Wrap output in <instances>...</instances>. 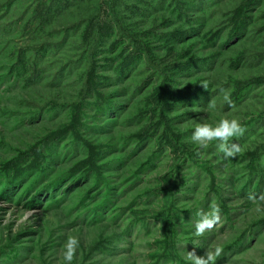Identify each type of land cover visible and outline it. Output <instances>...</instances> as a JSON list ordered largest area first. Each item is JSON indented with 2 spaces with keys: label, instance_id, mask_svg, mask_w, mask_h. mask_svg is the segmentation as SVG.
<instances>
[{
  "label": "trees",
  "instance_id": "16d2710c",
  "mask_svg": "<svg viewBox=\"0 0 264 264\" xmlns=\"http://www.w3.org/2000/svg\"><path fill=\"white\" fill-rule=\"evenodd\" d=\"M13 1L9 0L10 6ZM42 1L41 16L45 21L49 22L58 12L61 21L64 20L62 23L69 25L72 18L77 21L74 28L65 27L66 38L85 23V41L73 54L75 58L67 64L62 65L60 61L56 65L50 64V68L55 69L50 71L54 79L41 95V111L36 118L45 116L43 111L47 110L65 109L69 115L61 116L58 121L55 119L52 125L43 117L44 124L51 131L36 142L37 146L32 151H28V154L34 152L41 158V161L28 167L32 169L40 162L49 160L45 159L46 153L42 146L39 150L38 145L48 147L52 153L51 133L60 139L65 133H71L76 150H84L87 155L79 161V165L84 167L81 174L72 178V172L67 169L56 178L42 183L33 193H29V190L35 187L36 184L32 182L35 178L30 181L34 184L22 192L18 177L10 176L11 167L4 165L0 169L5 179L0 185V224H3L0 229V254L7 252V255L14 254L19 258L23 250L36 247L39 264H66L63 259L64 245L69 237H76L79 247L71 264H133L130 245H121L127 244V240L120 234L116 223L114 226L112 222L105 224L102 219L105 208L110 206L117 190L114 175L111 177L103 169L104 160L107 159V166L114 161L120 164L123 158H128L127 155H136L143 151L149 140L155 139L157 147L150 149L145 158L139 161L141 166L136 180L144 169L155 166L156 159L167 152L170 145L179 155L192 156L189 129L205 121L206 117L209 119L210 115L213 120L216 110L211 109L206 116L208 102L215 100L228 107L245 99L247 94L256 93L257 89L254 88L264 86V76L252 77L249 73L257 68L264 71V52L259 49L264 42L259 44L253 38L255 33L262 34L264 28V0H87L84 10L72 9L74 0ZM51 42L46 40L41 44ZM71 63H77L81 68V83L76 91L66 92L60 87L61 80L65 68ZM245 63L249 64L245 66L249 67V72L240 75ZM231 80L237 85L236 88L229 85ZM202 82H207V89L201 85ZM216 83L221 87L216 89ZM221 91L230 97L231 104L218 95ZM207 92L212 94V99ZM32 101L37 99L32 97ZM94 103L97 112L95 118L103 120L98 128L107 130L98 135L83 129L85 118L90 113L87 107L89 104L94 107ZM134 107L137 111L132 109ZM6 108L10 109L9 106ZM216 117L217 121L223 118L219 115ZM242 117L244 119L240 121L245 134L263 123L264 107L255 117ZM122 119L129 127L136 122L142 125L125 142V145L132 146L130 153L124 151V147L119 151L114 148V125ZM243 134L238 138H242ZM6 136V129L0 127V143ZM257 138L253 140L255 146L246 155L252 174L250 184L259 194L264 189V129ZM18 150L22 152V149ZM70 156L77 157L74 154ZM204 166L207 167L205 163ZM92 175L96 176V185L98 181L100 185L96 189L92 187L82 196L79 205H72L70 211L63 210V206H59L61 195L54 189L67 184L64 195L67 196L73 190H69L71 185L81 179L88 181ZM169 177H174V173L171 172ZM175 189V185L168 188L164 206L156 216L165 224L162 249H172L174 254L178 250L177 229L173 222L178 194ZM245 189L242 188L244 192ZM47 192L53 197L51 202H45ZM99 195L102 198L96 201ZM91 196L95 202H91ZM222 206L224 211L229 212L227 203L223 202ZM54 208L61 210L60 217L50 213L49 210ZM31 210L37 212L26 218ZM15 211L21 222L16 223L11 219L4 223L6 214L12 212L15 215ZM114 214L116 217H112V220L119 216ZM37 220L40 223H36ZM133 223L136 224V221ZM44 228L51 230L47 241L42 243L38 234ZM101 253L109 255L106 261L99 258ZM154 255L159 260L169 256L167 252L160 251ZM175 259L181 261V257Z\"/></svg>",
  "mask_w": 264,
  "mask_h": 264
},
{
  "label": "rangeland",
  "instance_id": "374dc122",
  "mask_svg": "<svg viewBox=\"0 0 264 264\" xmlns=\"http://www.w3.org/2000/svg\"><path fill=\"white\" fill-rule=\"evenodd\" d=\"M86 1L79 0L77 3V0H74L75 4L72 9L84 10ZM8 2L9 0H0V127L6 129L8 133L3 144L0 143V169L4 165L11 167L10 176L18 177L17 181L21 183L19 190L22 192L24 188L35 183V187L29 190V193H33L42 183L56 178L67 169L72 172L73 178L81 174L84 168L79 165V161L86 158L87 154L84 150H76L77 146L74 144L71 133H65L62 139L54 137V133H51L52 153L48 147L39 144L38 149L42 146L47 157L45 159L49 160L40 162L32 169H29L28 165H34L41 161V158L34 152L28 154V151H32V148L37 146L36 142L42 140L45 133L51 131L44 124L43 117H46L52 125L55 119L58 121L61 116L69 115L65 109L52 110L53 112L47 110L43 111L45 116L36 118L41 111L39 106L42 94L46 87L51 85V79H54L50 71L55 69H51L50 64L56 65L57 61H60L64 65L75 58L73 54L85 41L83 33L86 24L70 32L66 38L65 27L74 28L77 25L75 18H72L67 25L62 23L64 20L61 21L62 18L59 17L58 12L48 22L41 16L42 0H14L12 6ZM51 20L54 22L51 23ZM63 29L66 31L63 32ZM261 33L260 35L255 33L253 37L259 44L264 42V28ZM46 40L52 42L46 45L41 44ZM259 49L264 52V44ZM248 65L245 63L242 66L243 72H240V75L249 72L247 71L249 67H245ZM80 71L81 68L77 63L67 65L60 87H63L66 92L76 91L81 83ZM249 73L252 77L264 76V71L259 68L250 70ZM231 82L229 85L236 88L237 85L232 80ZM219 87L221 86L216 83L215 88ZM254 89H257L256 93L247 94L245 99L242 98L228 107L215 100L210 101L211 104L207 105L206 116L211 109L216 111L213 112V120L210 119L211 115L205 120L209 124H214L218 120L217 115L223 118L234 116L239 120L244 119L242 116L255 117L257 112H261L264 107L262 104L264 103V86ZM232 92L235 91L232 90ZM206 94L209 98H213L210 92ZM218 95L224 96V93L221 91ZM32 97H35L37 101H32ZM243 103H245L244 106H242ZM7 106L10 109L5 110ZM88 106L90 113H88L89 117L85 118L83 129L86 132L93 131L97 135L107 132L103 127L100 130L98 128L103 120L99 121L95 118L96 104L94 103V107H91V104ZM132 109L137 111L136 107ZM115 119L117 121L118 117ZM114 126L115 151L124 147V151L130 153L129 149L132 146L125 145V142L136 132L135 129H140L142 125L136 122L129 127L125 119H122ZM195 126H190L191 133ZM263 129L264 120L260 126L245 132L242 138H234V142L241 146V152L235 158L226 159L223 153L214 146L215 142L205 149L192 143L193 155L188 157L179 155L170 148V145L169 150L156 159L155 166L144 169L136 180H134L135 176L141 166L139 161L145 158L150 149L157 147L155 139L149 140L143 151H139L134 156L127 155L128 158H123L120 164L114 161L107 166V159L104 160L103 169L105 168V172L111 177L114 175L117 190L110 206L105 208V216L102 219L105 224L112 222L114 226L116 223L120 234L124 235L123 238L127 240V244L121 243V245H130L129 252L133 257V264H153L156 261L158 264L161 261V264H191L187 259L189 253L204 256L207 251L214 250L217 246L222 248V252L216 258L215 264H264V221L260 222L264 219V189L258 194L253 184H250L252 174L247 166L249 159L246 155L247 151L255 146L253 140L258 139ZM19 148L26 154H21ZM71 154L77 157L70 156ZM171 172L174 173V177H169ZM2 176L0 174V185L5 182ZM32 179L34 183L30 182ZM96 180V176L93 175L88 181L87 179L78 180L71 185L69 190H73L67 196H64L67 184L54 189L58 195H61L59 206H63V210L70 211L72 205H79L82 196H85L92 187L96 189L97 185H100L99 181L96 185ZM174 185L176 186L175 193H178L175 200L177 209L173 216L178 240L176 254L172 252V249L163 251L162 240L165 224L162 219L156 218L159 210L164 206L168 188ZM243 187L246 188L245 192L242 190ZM45 196V202L53 200L49 192ZM101 198L102 196L99 195L96 201ZM172 199L174 200L175 196ZM91 202H95L94 197ZM223 202L229 205L227 207L229 212L223 210ZM213 206L220 208V222L213 229L197 236L195 231L197 221L202 215L211 212ZM49 211L60 217L61 210L54 208ZM36 212V210L28 211L26 218ZM114 213L119 214L116 220H112V217H116ZM17 214L18 212L15 215L12 212L6 214L4 223L11 219H14L16 223L21 222ZM52 217L55 216L52 215ZM133 221H136V224ZM35 222L40 223L38 220ZM2 227L3 224H0V229ZM50 230L49 228L41 230L38 234L40 242L47 241ZM156 251L167 252L169 256L159 260L154 255ZM37 254L36 247H32V250H23L19 258H16L14 254L7 255V252L1 253L0 264H39ZM107 256L109 255L101 253L99 258L102 257V260L106 261ZM175 257H181V261Z\"/></svg>",
  "mask_w": 264,
  "mask_h": 264
},
{
  "label": "clouds",
  "instance_id": "9594fccd",
  "mask_svg": "<svg viewBox=\"0 0 264 264\" xmlns=\"http://www.w3.org/2000/svg\"><path fill=\"white\" fill-rule=\"evenodd\" d=\"M201 85L207 89V82ZM225 102L231 104L230 97L225 93L223 96ZM211 104V102L209 103ZM245 129L242 122L232 116H225L214 124H209L206 120L198 123L194 131L191 133V142L199 145L201 149L208 148L210 144L215 142L214 146L223 153L224 157L235 158L241 152V146L234 142V138H238L244 133ZM220 208L213 206L211 212L204 214L197 221L195 231L197 236L203 235L206 231L213 229L220 222ZM79 247V240L76 237H69L64 245L63 259L66 264H71ZM222 248L217 246L214 250H209L204 256H197L189 253L187 259L191 264H215V260L220 256Z\"/></svg>",
  "mask_w": 264,
  "mask_h": 264
}]
</instances>
